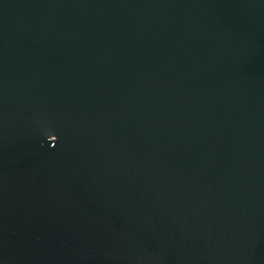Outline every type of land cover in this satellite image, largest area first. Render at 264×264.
<instances>
[{"label": "water", "instance_id": "95a60500", "mask_svg": "<svg viewBox=\"0 0 264 264\" xmlns=\"http://www.w3.org/2000/svg\"><path fill=\"white\" fill-rule=\"evenodd\" d=\"M0 264H264V0H0Z\"/></svg>", "mask_w": 264, "mask_h": 264}]
</instances>
